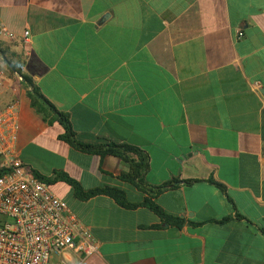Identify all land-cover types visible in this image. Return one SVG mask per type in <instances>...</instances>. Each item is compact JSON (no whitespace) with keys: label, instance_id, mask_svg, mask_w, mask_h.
<instances>
[{"label":"crops","instance_id":"obj_1","mask_svg":"<svg viewBox=\"0 0 264 264\" xmlns=\"http://www.w3.org/2000/svg\"><path fill=\"white\" fill-rule=\"evenodd\" d=\"M21 74L68 115L77 140L136 146L148 184L176 185L141 191L119 177L124 160L62 139ZM262 89L264 0H0V108L17 101L18 155L98 244L53 264H264ZM57 173L137 205L79 198Z\"/></svg>","mask_w":264,"mask_h":264},{"label":"built area","instance_id":"obj_2","mask_svg":"<svg viewBox=\"0 0 264 264\" xmlns=\"http://www.w3.org/2000/svg\"><path fill=\"white\" fill-rule=\"evenodd\" d=\"M1 31L11 36L6 28ZM17 118L16 100L0 108V264H53L52 256L63 250L95 252L89 226L19 157Z\"/></svg>","mask_w":264,"mask_h":264},{"label":"trees","instance_id":"obj_3","mask_svg":"<svg viewBox=\"0 0 264 264\" xmlns=\"http://www.w3.org/2000/svg\"><path fill=\"white\" fill-rule=\"evenodd\" d=\"M21 77L23 83L28 88V95L31 99V105L35 107L38 112L42 113L44 117L46 112L55 114V116L64 126V132L60 135V137L67 141L69 144L85 152L95 153L101 156L106 154L113 155L124 160L127 163V167L120 172L119 177L122 180L135 185L141 191H151L152 193L157 194L168 187L176 185V180H170L158 186H152L148 184L145 181V175L149 168V157L145 151L136 146L126 143H118L107 139H101L93 143H87L77 140L69 122L68 115L64 112L58 111L55 106L51 102H49V100L40 92L39 88L33 83L32 79L29 76L21 74ZM34 175L39 180L43 182L46 181L39 175ZM55 178H60L70 183L74 187L75 195L82 199L88 198L98 193H104L111 196L116 202L124 207H135L137 205L126 200L123 191L115 187H99L91 189L89 191H83L76 182L71 180L64 173H57ZM140 204L147 206L161 219L168 223H172L177 226H180L183 223L182 218L171 216L165 213L151 199V197H145Z\"/></svg>","mask_w":264,"mask_h":264},{"label":"water","instance_id":"obj_4","mask_svg":"<svg viewBox=\"0 0 264 264\" xmlns=\"http://www.w3.org/2000/svg\"><path fill=\"white\" fill-rule=\"evenodd\" d=\"M108 16L107 13H105L104 15H102V17L100 18V22L103 21L106 17ZM261 92L264 94V89L261 90Z\"/></svg>","mask_w":264,"mask_h":264}]
</instances>
